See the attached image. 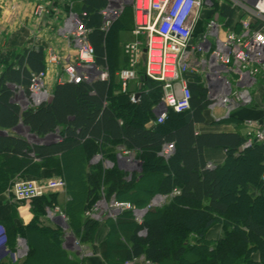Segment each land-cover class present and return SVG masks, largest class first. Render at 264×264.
<instances>
[{"label":"trees","instance_id":"16d2710c","mask_svg":"<svg viewBox=\"0 0 264 264\" xmlns=\"http://www.w3.org/2000/svg\"><path fill=\"white\" fill-rule=\"evenodd\" d=\"M78 1V12L85 14L82 20L88 30L94 63L107 70L108 78L90 84L82 81L56 84L50 100L20 110L13 101L12 87H19L27 94L30 74L44 68V50L26 48L11 62H3L0 131L22 125L39 138L58 133L60 140L32 146L20 137L0 135V194L15 178L40 181L37 177L42 168L58 173L59 162L67 165L69 158L81 159L87 164L93 156L99 155L114 162L118 150L134 152L140 164L138 176L132 174L126 181V173L114 164L108 170H104L101 163L93 165L85 176L86 201H79L80 205L86 202L84 212L100 198L101 191L105 199L113 196L136 208L147 205L155 195H172L166 204L147 210L140 225L133 222L130 211H123L116 218L117 224L132 228L127 239L130 249L124 251V261L143 256L153 264L166 260L176 264H264L263 145L255 142L239 151L244 137L238 133L194 134L193 125L203 121V111L209 104L196 76L186 77L190 108L180 113L168 109L165 120L155 123L154 108L162 97L161 84L145 78L139 65L136 75L143 80L136 78L141 85L140 95L138 101L132 103L129 93L120 91L116 76L126 66V59H119L117 42L120 32L133 28L131 8L123 9L122 15L104 32L100 29L99 11L106 1ZM234 13L229 6H217L215 1L210 11L203 12L196 32H201L204 22L215 16L226 28L238 32L242 18L236 20ZM232 116L227 120H233ZM165 143L174 145L173 154L166 160L158 155ZM204 147L225 149V162L207 169L202 157ZM244 161L249 168L241 171ZM250 188L257 189L259 194L248 192ZM173 190L178 193L172 194ZM54 200L51 193L32 199L29 206L33 217L27 226L15 221L13 207L11 213L0 220L6 238L5 249L0 250L6 257L3 256L0 264H10L7 254L13 252L17 238L23 239L27 247L19 264H43L44 259L45 264H68L61 248L60 230L46 228L38 222L45 216L46 208L54 206ZM74 209L69 206L65 212L71 221L70 229L79 242H86L95 226L107 219L81 220ZM216 224L221 225L222 238L214 244L207 243L205 235ZM141 230L145 231L144 236L138 234Z\"/></svg>","mask_w":264,"mask_h":264},{"label":"built area","instance_id":"2783aa9c","mask_svg":"<svg viewBox=\"0 0 264 264\" xmlns=\"http://www.w3.org/2000/svg\"><path fill=\"white\" fill-rule=\"evenodd\" d=\"M105 6L99 11L101 30L106 32L122 13L126 0H105ZM217 0H132L134 27L132 34L142 38L144 61L141 60L142 48L137 41L126 43L123 53L127 59V67L116 74L120 91L128 93V84L136 79V69L142 66L144 77L159 82L162 97L156 106L155 123H162L170 109L175 113L190 108V91L187 76H196L205 89L208 110L223 108L225 117L239 106L251 103L249 88L254 84L255 77L264 73V0H241L239 8L244 16L239 22V31H232L224 26L217 17L206 20L201 32H196L202 14L213 8ZM67 11L60 14L58 6L52 0H39L33 9V17L61 18L53 30L56 36L66 39L75 52L74 58L61 61L55 50L48 48L42 71L31 73L27 94L18 100L21 109L34 108L50 98L46 87V76L51 68L59 67L62 77L58 83H76L82 81H106L107 72L97 66L93 59L82 18L83 12H74L72 3L67 0L62 7ZM51 24V23H50ZM50 28V27H49ZM13 97H18L22 91L12 87ZM15 91V92H14ZM132 103L138 101L135 95L129 93ZM14 101V100H13ZM243 148L253 143L264 146V116L260 121L245 120ZM174 152L173 143L162 145L158 155L168 159ZM210 169V165H206ZM264 181V173L261 176ZM65 184L62 178L46 180H17L12 183L10 193L15 202L28 203L49 192L63 190ZM173 190L172 194H177ZM165 196H155L150 204L139 209L129 202L114 199L107 201L102 195L88 209L83 217L101 221L104 218L114 219L123 211H130L133 221L140 225L144 214L151 207L163 203ZM2 243H4V231ZM145 235V231L138 233ZM18 242H20L18 240ZM123 264H153L143 256L131 257Z\"/></svg>","mask_w":264,"mask_h":264},{"label":"crops","instance_id":"0c3cea01","mask_svg":"<svg viewBox=\"0 0 264 264\" xmlns=\"http://www.w3.org/2000/svg\"><path fill=\"white\" fill-rule=\"evenodd\" d=\"M38 1L39 0H0V72L3 70L4 61L11 62L15 55L19 54L23 49L26 48L41 47L44 50V56H46V50L48 48L53 49L60 55L61 60L63 61L72 60V58H74L75 52L71 47V44L66 39L56 36L53 32V30L58 26V23L61 20L60 16L59 18L53 19L51 21V18L49 19L47 17L43 18L42 20L33 17V9ZM65 1L67 0H52L53 5L56 7L58 6L61 16L68 9L65 6L62 7V4ZM69 1L72 3V10H75L74 12H78L80 6L79 1ZM132 30L133 28L130 31L119 33L118 45H120L121 48L118 49V56L120 60H122L123 58L124 60L126 59L122 49L126 43L137 41L138 43H140V47L143 48V39L135 37L132 34ZM60 66L56 68H51L47 73L45 82L49 93H51V90L54 88V86L58 84L57 80L62 77ZM126 67L127 59L126 66L124 68ZM137 79L131 80L129 82L128 93L136 94L137 92H139L140 82ZM249 94L251 97L250 105L236 107L230 112L229 115L233 114V120H227L229 116L225 117V111L223 108H215L214 110H212V112L207 108V110L203 111L202 114L203 121L200 123H195L193 125L194 134L198 135L238 133L240 134V136H243L245 120L260 121L264 116L263 72L259 73L255 77L254 84L249 88ZM156 115L157 112L154 108L155 120ZM149 125L151 124L149 123ZM15 128L16 127L6 131H0V135L20 137L24 139L29 145H40L30 144L28 140H26L23 136L15 132ZM52 143L41 145H49ZM243 150L244 148L242 144L239 148V151ZM127 154H132L135 156L134 152H122L118 150V152L115 154V160L113 163L119 170H122L126 173V181L130 180L132 174L138 176V174L140 173V170H127L120 165V160L127 156ZM95 156H93V158H91L87 164H83V161L81 159L78 160L69 158V162L67 165H63V162L61 161V163L59 162L58 173L52 169L49 170L42 168L39 170V177H37L38 179L43 180L57 177L64 179L66 183V189L57 190L51 193L54 196V201L58 206V210L60 208L64 214L66 211L69 210L70 206V208H75L74 210L77 216L80 215L81 220H84L82 211L84 209V206L86 205V202L83 205H80L79 201H86L85 190L87 184L85 176L88 168L95 165L93 164ZM60 157L61 156H58V159H60ZM202 157L203 161L206 164L210 165L212 169L217 166H221L225 162L227 152L222 147H204L202 149ZM105 161L106 163H108V160ZM105 161H102V163ZM113 164L109 163V168H111ZM137 164L139 165V161L137 162ZM261 164H264V162ZM101 166L103 167V165ZM27 176L33 178L32 175L28 174ZM248 192L253 193L255 195L259 194L258 190L254 188L248 189ZM171 196L172 195L165 196L163 203L157 207L166 204ZM153 198L154 196L149 199L148 204H150ZM147 205L139 209H143ZM12 207L14 209L13 215L15 221L21 226H27L33 217L30 212V206L28 205V203L18 204L13 200L10 191L5 190L3 193L0 194V220H2L11 213ZM38 222L41 224V226L52 230H55L57 228L59 229L62 224V221L58 214L48 215L47 213L43 218L41 217ZM131 232L132 228L130 226L125 225L123 223L119 225L117 224L116 219H107V221L104 220L103 222L98 223L95 226L91 238L88 241L81 242L80 246L78 245V247L68 246L64 244V242H62L61 248L66 253V260L68 264H123L125 262L123 253L124 251H128L130 249V242L127 241V239L128 236H130ZM221 238V225L216 224L207 231L204 240L207 243L214 244ZM189 241L192 244L193 238L191 237ZM20 242H23L26 248V252L23 253V255L15 256L17 255L16 252L14 253V248L16 247L15 244L13 247V252H8L7 254L10 264H19L27 253L25 241L20 238ZM117 245H120V247L116 249L115 247ZM4 249L5 246L3 248H0V250ZM4 252H7V250H5ZM3 256V252L0 251V260H3L4 257H6ZM162 264L176 263L171 260H166Z\"/></svg>","mask_w":264,"mask_h":264},{"label":"rangeland","instance_id":"374dc122","mask_svg":"<svg viewBox=\"0 0 264 264\" xmlns=\"http://www.w3.org/2000/svg\"><path fill=\"white\" fill-rule=\"evenodd\" d=\"M132 0H126V2H125V4L123 5V9H125L127 6L128 7H130L131 8V10H132V18H133V9H132V2H131ZM239 3H242L241 2V0H217L216 1V4H217V6L219 5V6H221V5H225V6H229L230 8H232L233 9V11L235 12L234 13V15H235V18H236V20H240V18H242L243 16H244V12H243V10H241L238 6H239ZM75 11V10H74ZM122 13H123V10H122ZM122 15V14H121ZM235 20V21H236ZM118 38H119V35H118ZM119 48H121L120 47V45H118V42H117V50L119 49ZM123 49V48H122ZM138 68V67H137ZM138 70V69H137ZM15 92V91H14ZM24 91H21L19 94H18V97H13V100H14V102L16 103V105L19 107V105H18V100H19V98L21 97L22 98V96H24ZM20 108V110H23V109H21V107H19ZM15 132L17 133V134H19V135H21V136H23L26 140H28V142L30 143V144H48V143H52V142H56V141H59L60 139H59V136H58V133H53V134H50V135H48V136H46V137H43V138H39V137H37V136H35L34 134H32L27 128H25L24 126H22V125H18V126H16V128H15ZM102 161H105V160H103L99 155H97V156H95V158H94V160H93V164H95V165H97L98 163H102ZM108 163H106V161L105 162H103L101 165H103V169L104 170H108L109 169V163L111 164H113L114 162H111V161H107ZM137 162H138V160L135 158V156L134 155H132V154H130V155H128L127 154V156H125L122 160H120V165L123 167V168H125V169H127V170H135V171H137V170H140V164L138 165L137 164ZM241 162H243V161H241ZM246 161H244V165L245 166H243L241 169V171H243V168L244 169H247V168H249V166H246ZM94 165V166H95ZM17 180H21V179H19V178H15L14 180H13V182H15V181H17ZM62 180L64 181V179L62 178ZM10 183V182H9ZM64 184H65V186H64V188H63V190H65L66 189V183H65V181H64ZM12 185V184H11ZM11 185L9 186V187H7V189L6 190H9L10 191V188H11ZM11 194V193H10ZM101 195L105 198V195H104V192L103 191H101ZM226 197V196H225ZM110 199H114L115 200V198L114 197H110L109 199H106L107 201H109ZM31 202V201H30ZM30 202H28V205L30 204ZM124 202V201H123ZM23 204H25V203H23ZM70 205V204H69ZM68 205V206H69ZM155 207H157V206H155ZM48 214V215H54V214H58L59 215V217H60V219H61V221H62V224H61V226H60V228H59V230H60V233H61V237H62V242H64V244H66V245H68V246H75V247H78V245L80 246V243L81 242H79V239L72 233V231H71V229H70V219L62 212V210L59 208V210H58V206H57V204L55 203L54 204V206H51V207H47L46 208V212H45V214ZM121 213H119L114 219H116L119 215H120ZM84 218V217H83ZM85 219V218H84ZM103 220V219H102ZM101 220V221H102ZM93 221H95V222H101L100 220L99 221H96V220H93ZM1 226V225H0ZM0 228H2L3 229V231H4V228L3 227H0ZM5 233V232H4ZM2 233H0V248H3L4 247V243H5V241H6V238H5V240H4V243H2L1 241H3L2 239ZM4 237H5V235H4ZM18 240L20 241V238H17V242H15V244H16V247L14 248L15 250H14V253L16 252V254L17 255H15V256H20V255H23V253H25L26 252V248H25V246H24V244H23V242H18ZM14 244V245H15ZM41 259H43V258H41ZM42 263L43 264H45V259L44 260H42Z\"/></svg>","mask_w":264,"mask_h":264},{"label":"water","instance_id":"95a60500","mask_svg":"<svg viewBox=\"0 0 264 264\" xmlns=\"http://www.w3.org/2000/svg\"><path fill=\"white\" fill-rule=\"evenodd\" d=\"M144 52H145V49L142 50V54H141V60H142V61H144V57H145V56H144ZM142 80H143V78H142V77H139V81L141 82ZM140 87H141V85H139V90H140ZM139 95H140L139 92L136 93V94H135V98L139 97Z\"/></svg>","mask_w":264,"mask_h":264},{"label":"bare ground","instance_id":"6f19581e","mask_svg":"<svg viewBox=\"0 0 264 264\" xmlns=\"http://www.w3.org/2000/svg\"><path fill=\"white\" fill-rule=\"evenodd\" d=\"M56 52V51H55ZM58 54V53H57ZM59 55V54H58ZM59 57H60V55H59ZM60 59H61V57H60ZM61 61H63V60H61ZM107 71V70H106ZM62 74V73H61ZM62 76V75H61ZM63 83V82H62ZM59 84V83H58ZM61 84V83H60Z\"/></svg>","mask_w":264,"mask_h":264}]
</instances>
